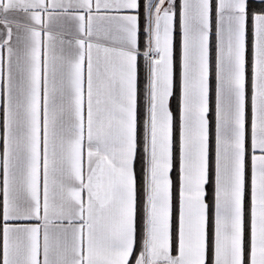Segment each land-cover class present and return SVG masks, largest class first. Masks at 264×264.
Segmentation results:
<instances>
[{
  "label": "snow or ice",
  "instance_id": "obj_1",
  "mask_svg": "<svg viewBox=\"0 0 264 264\" xmlns=\"http://www.w3.org/2000/svg\"><path fill=\"white\" fill-rule=\"evenodd\" d=\"M0 264H264V0H0Z\"/></svg>",
  "mask_w": 264,
  "mask_h": 264
},
{
  "label": "crops",
  "instance_id": "obj_2",
  "mask_svg": "<svg viewBox=\"0 0 264 264\" xmlns=\"http://www.w3.org/2000/svg\"><path fill=\"white\" fill-rule=\"evenodd\" d=\"M180 2H181V0H176L177 5H179Z\"/></svg>",
  "mask_w": 264,
  "mask_h": 264
}]
</instances>
